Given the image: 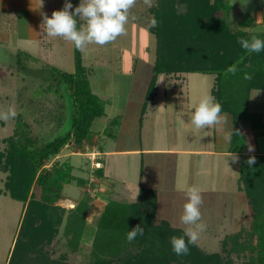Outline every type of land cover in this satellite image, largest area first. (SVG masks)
Masks as SVG:
<instances>
[{
    "label": "trees",
    "instance_id": "trees-1",
    "mask_svg": "<svg viewBox=\"0 0 264 264\" xmlns=\"http://www.w3.org/2000/svg\"><path fill=\"white\" fill-rule=\"evenodd\" d=\"M244 1L264 3V0ZM232 2L155 0L149 9L156 20V26L149 28L156 38V47L147 99L153 93L159 75L209 74L215 77L212 95L222 109L227 110L228 107L236 121H251L255 117L246 112V97L252 89L264 90V51L249 53L238 41L241 38L251 40L253 36L264 40V32L250 31L255 20L248 14L233 28L232 21L237 20L239 13ZM70 3L74 9L79 0H70ZM20 55L24 60L36 61L26 53L18 52L17 56ZM73 63V73L45 66L49 72L43 73L45 83L48 82L45 89L42 84L38 87L43 93L55 89L53 92L58 99L62 97L59 96V89L62 86L66 88L70 100L67 129L52 139L48 137L54 132L46 137H36L32 135L23 114L19 113L11 136L4 140L6 147L0 151V172L7 174L3 193L24 207L6 264L48 262L50 248L62 223L65 225L63 233L67 237L65 244L70 250L77 249L83 236L91 235L93 264H232L231 255L246 258L247 264H264V157H257L251 167L241 168L240 182L251 213L250 225L248 229L241 228L236 233L226 235L220 241V251L217 253H206L196 244H190L187 255H176L172 251L170 238L183 236L184 233L155 220L154 198L142 194L140 197L145 198L143 206L146 203L145 208L142 206L144 209L135 203L107 202L94 220L95 229L90 228L89 232L86 213L91 201L86 196L66 212L63 221L65 210L55 205L62 196L63 186L73 181L83 185V181L71 175L67 162L55 163L50 168L44 166L68 143L82 150L93 122L104 116V103L91 92L86 69L80 64L79 50L76 48ZM232 65L238 69L235 75L227 73ZM245 74L251 78L245 79ZM237 79L242 89L233 91L231 87ZM239 109L242 111L238 112ZM64 115L59 113L53 118H56L57 130L63 123ZM117 125V118L111 120L103 131L104 135L113 137ZM35 187L40 190L38 197L33 192ZM144 210L149 214L146 215ZM138 224L142 225L143 234L128 242L127 232Z\"/></svg>",
    "mask_w": 264,
    "mask_h": 264
},
{
    "label": "crops",
    "instance_id": "crops-1",
    "mask_svg": "<svg viewBox=\"0 0 264 264\" xmlns=\"http://www.w3.org/2000/svg\"><path fill=\"white\" fill-rule=\"evenodd\" d=\"M233 2H235L234 9L239 13L235 26L237 22L245 19V14H248L255 20L250 31L255 30L254 27L259 24L257 20L263 21L260 6L252 3L256 8L253 10L250 6L251 1L233 0ZM45 5L49 6L48 2L33 0L24 7L46 12L42 9ZM42 31L37 35L40 41V43L37 41L38 50L44 48L47 36L45 30ZM252 32H264V30ZM130 33L132 35L131 49H124L122 45L117 46L119 50L111 44L108 47L110 55L106 60L96 56L95 59H88L85 62V56L81 52L82 67L89 68L90 72L97 70L106 73L91 75L87 72L86 74L91 92L104 103V116L94 121H100L95 129L93 122L91 133L80 151L81 155H85L86 162H83L81 167L78 166L80 164L78 159H71L72 162H68L71 175L83 181V185H75L72 182V190L68 188L71 184L63 186L59 202L65 201L71 208H65L61 204L57 206L65 211L72 209V199L63 193L74 192L75 187L81 193L84 191L83 194L90 199L88 210L93 209L99 215L107 202L116 200L111 198L112 196L121 200L124 193L135 191L137 193L135 197L142 194L154 198L157 221L167 223L171 228L184 232L187 226L181 223L180 216L187 199L186 189L196 186L202 194L201 219L198 223L209 228L208 231H204L220 233L222 230L229 229V223L232 224L230 230H233L235 226L240 230L242 216L250 212L240 182L241 168L249 167L245 163L246 157H264V104L262 103L264 90L252 89V93L250 90L247 94L245 109L250 110L247 113L256 115L251 118L252 120L250 119L251 121L234 120L228 107L225 106L227 110L223 108L221 115L226 118V123L221 128L213 127L197 131L190 122L191 115L203 96L209 94L213 96L214 75L201 73L159 75L154 91L147 99L155 60V46L146 45L149 38L142 30ZM137 35L139 40L135 42ZM21 52L31 56L29 52ZM72 56L71 52V58ZM73 72L74 69L67 73ZM98 78H100L99 82L94 83V80ZM125 81H128V84ZM256 94L263 100L261 98L258 100L259 96L254 97ZM239 111L241 112L242 109ZM257 115L261 116L257 117ZM242 117H245V114H242ZM116 118L118 125L113 137L104 135L105 128L111 120ZM127 118H131L132 122L126 123ZM226 133L231 134L230 141L224 140ZM121 136L125 142L132 141L131 146L118 148L117 143L121 140ZM248 143L254 146L253 152L247 150ZM93 153L97 154L96 162L101 164L99 169H93L90 166L87 157ZM231 154L239 157L238 162L231 161ZM75 156L73 157L76 158ZM79 171L85 175L81 177L75 175ZM90 173L95 178L94 184L87 178ZM123 173L130 174L131 178L122 177ZM119 186L124 193L119 192ZM87 188L93 194L89 195V192H86ZM213 200H216L215 204L211 203ZM206 204H210V207L205 208ZM202 215H214V218H209L207 221L202 218ZM227 215H230L229 222H227ZM214 219L219 229L209 226ZM229 233L232 232L228 231L224 233V236ZM212 235L215 239V234ZM10 251L6 260L9 258Z\"/></svg>",
    "mask_w": 264,
    "mask_h": 264
},
{
    "label": "rangeland",
    "instance_id": "rangeland-1",
    "mask_svg": "<svg viewBox=\"0 0 264 264\" xmlns=\"http://www.w3.org/2000/svg\"><path fill=\"white\" fill-rule=\"evenodd\" d=\"M33 0H0V114L5 113L8 111L9 108H13L17 114H23V119L28 124L30 131L33 136H48L49 133L54 134L49 139H52L56 135L62 134L63 131H65L68 127V120H69V113H70V100L67 96L66 88L61 87L59 89V96H62L61 98H57V95L54 94L55 92H41L39 91L38 87L40 84L42 86H46L45 83V71L49 72L45 66L49 64V66H53L63 72H71L74 69V64L72 63L73 56L71 58V52L74 54L75 46L71 42H67L59 37H49L46 36V40L44 41L45 45L44 48H41L38 50V34H41L43 29L45 30V25H43V16L47 15L48 17H51V14L54 11L62 10L64 7L65 0H44V2H48L49 6L45 5L42 7L43 10H32L28 7H24V5H28L29 2ZM70 2V0H69ZM250 2V1H246ZM80 3V0H79ZM252 3H255L257 6H260L261 8V16L263 17V21L257 20V24L254 28L255 30H264V3L251 1L250 4L251 8L254 10L256 9ZM155 4V0L154 3ZM235 4V2H232V5ZM79 5V4H78ZM52 6V7H51ZM253 6V7H252ZM151 7L145 5L143 3V0H137L136 6L131 9L130 16H129V22L126 25V34L118 37L114 42L108 43L104 46H98V45H89L85 52H83L85 56V62L88 61V59H92L97 56L101 59H107L109 54L108 47L111 46H122L124 49H131V33L135 31H143L147 34L149 41L146 43L148 47L153 46L156 47V38L155 36L150 33L149 28L151 27L149 24V20L152 19V15L149 12V9ZM37 9V8H36ZM52 9V10H51ZM71 11V10H70ZM249 11H251L249 9ZM77 19V25L78 28L83 24V21L80 20V18ZM261 22V23H260ZM233 28L235 27V21H232ZM254 24L252 25V27ZM252 29V31H255ZM46 34V31H45ZM37 37V38H36ZM42 37V36H41ZM138 35L135 36L134 39L135 42H138ZM133 42V41H132ZM40 43V41H39ZM121 43V44H120ZM129 45V46H128ZM106 46V47H105ZM137 46H139V43H137ZM113 48V47H112ZM119 50L120 48L117 47ZM154 48V47H153ZM25 51L31 53V56L36 59L35 62L24 60L23 57L17 56L18 52ZM79 56L81 60V51L79 50ZM111 57V56H110ZM70 58V59H69ZM17 60L19 62H17ZM71 60V61H70ZM72 68V69H71ZM92 68V67H91ZM71 70V71H70ZM91 73H100L101 75L106 74L105 71H97L94 70L93 72L88 71ZM152 77V75H151ZM241 79V77H239ZM98 78L97 80H94L95 82H99ZM118 81L120 78H117ZM128 81L129 79L126 78ZM128 81H125V83L128 84ZM241 83L237 79V82L231 87L233 91L235 89L239 90L241 88ZM242 89V88H241ZM230 91V90H229ZM38 92V93H36ZM252 93V90L250 91ZM259 96L257 98L258 100L261 98L260 95H255L254 97ZM262 99V98H261ZM263 100V99H262ZM264 104V101L262 102ZM245 105L242 101V106ZM252 106V104H251ZM251 110H253L251 108ZM250 111V110H249ZM246 111V112H249ZM132 112V111H129ZM59 113L66 114L64 115V120L62 125L58 127V130L55 128L56 124V115ZM15 116V118H16ZM256 116V115H255ZM261 115H257L259 117ZM15 118H11L8 120L0 119V151H2L6 144L4 140L11 136L13 132V128L15 126ZM252 120V119H251ZM126 123H131L132 119L127 118L125 120ZM100 123V121L94 122L93 127L96 128V125ZM56 129V130H55ZM132 141L126 140L124 141L123 137L121 136V140L118 141L117 147H126L131 146ZM81 150L76 149L72 143H68L63 150L54 157L49 163H47L44 168H50L51 165L58 163L62 164L64 162H72L74 159H78L79 163L78 166L80 167L83 165V162H86L85 155H81ZM80 153V154H79ZM76 155L74 158L73 156ZM90 156V155H89ZM96 156L97 155H91ZM56 158V159H55ZM90 161V166L92 167V159L91 157H87ZM55 159V160H54ZM82 164V165H81ZM92 169V168H91ZM129 171L128 169H126ZM127 173V172H126ZM5 173L0 172V190L2 193H0V264H6L7 263V256L10 251L11 245H13L14 240L16 238L19 223L22 217L23 213V205L20 202H17L15 200H12L7 194L3 193V184L6 178ZM75 175H79L80 177L85 174L81 173V171L76 172ZM124 178H131L130 174H121ZM92 184L95 182V178L91 176V173L87 177ZM75 185H78L76 181H73ZM78 187V186H77ZM69 189L72 190L73 185L71 184ZM87 188L86 192H89L88 194H93L90 192ZM95 189V188H94ZM120 193H124L121 190V187H118ZM130 189V188H129ZM97 190V189H95ZM33 192L36 194L35 196L38 197L39 195V188H33ZM126 192V191H125ZM79 191V189H75L74 192L72 191H65L63 194H66L70 197L72 206L74 207L80 200L85 199L88 197ZM135 191H129L127 193H124L123 198H120L121 200H118L119 198H114L113 196L111 198L116 199L115 201L124 203V204H130L135 203L137 206L140 204L141 208L143 206V202L145 201L144 197L136 196L135 199ZM62 197V196H61ZM58 200L55 205L61 204V206L69 207L67 202H59ZM76 201V202H75ZM216 200L211 201V203L214 202L215 204ZM75 202V204H74ZM146 204V203H145ZM144 204V208H145ZM72 207V208H73ZM204 207V206H203ZM210 204H206L205 208H209ZM71 208V207H69ZM68 208V209H69ZM142 208V209H144ZM148 211V209H146ZM67 211V210H66ZM66 211L63 215V221L66 218ZM145 211V210H144ZM232 211V209H231ZM143 212V211H142ZM141 212V213H142ZM146 213V211H145ZM149 213H146V215ZM97 212L93 209L88 210L87 213V231L89 232L90 228L95 229V223L94 218L97 216ZM145 216V215H144ZM220 217V216H219ZM155 218V216H154ZM202 218L206 219L207 221L209 218H214V215H202ZM243 218V219H242ZM240 220V226L241 228L248 229L250 222H251V213L245 214L242 216ZM156 220V218H155ZM230 220V215H227V222ZM215 219L210 222V227L215 229H219V226L214 223ZM228 224V223H227ZM230 226H232L231 223H229ZM225 226V225H223ZM222 226V228H224ZM229 226V229L222 230L220 233L219 231L214 232H205L204 230L208 231V226L204 227V230L200 232L199 239L196 242L198 248L203 250L206 253H217L220 251V241L226 236H224V233L231 231L233 234L238 232L239 227L235 226L233 230H230L232 227ZM64 223L61 224V226L58 229L57 235L55 237V241L53 242V245L50 248V256L48 262L45 264H59L60 262H63L65 264H93V259L91 258V249H92V237L91 235L83 236L81 238V241L78 244V247L76 250H70L66 246L67 237L64 235ZM94 232V230H93ZM183 232V231H182ZM184 233V232H183ZM215 234V239L213 238V235ZM222 236H224L222 238ZM70 238V236L68 237ZM219 238V240H218ZM222 238V239H221ZM221 239V240H220ZM248 257V253L246 254ZM233 259L232 264H247V259L244 257H237L236 255H231ZM29 264V261H27Z\"/></svg>",
    "mask_w": 264,
    "mask_h": 264
},
{
    "label": "clouds",
    "instance_id": "clouds-1",
    "mask_svg": "<svg viewBox=\"0 0 264 264\" xmlns=\"http://www.w3.org/2000/svg\"><path fill=\"white\" fill-rule=\"evenodd\" d=\"M136 3L137 0H80L79 5L73 9L69 0H65L62 10L53 11L51 17L43 16L42 24L45 25L47 36L62 38L71 42L76 49L85 52L89 45L104 46L125 35L131 9L136 6ZM143 3L151 7L154 0H143ZM76 18L83 21L79 28ZM149 24L155 27L156 20L150 19ZM238 43L249 53L264 51V40L255 36L251 40L241 38ZM237 70L236 65H232L228 67L227 73L235 75ZM250 78L248 74H245V79ZM221 111V105L216 102L215 98L210 94L205 95L194 107L190 122L197 131L213 127L219 129L226 123V118L221 115ZM15 116V110L9 108L7 112L0 114V119L8 120L15 118ZM223 138L225 141H230L231 134L226 133ZM247 150L253 152L254 146L248 143ZM238 160L237 155L231 154L233 163L238 162ZM255 161V156H249L245 163L251 167ZM186 197L183 213L180 216L181 223L187 226L184 235L170 238L172 251L178 256L189 253V245L196 244L200 232L205 227L198 223L201 219L200 205L202 204L200 189L196 186L188 187ZM143 231L142 225H136L127 232L126 240L132 242L137 235H142Z\"/></svg>",
    "mask_w": 264,
    "mask_h": 264
},
{
    "label": "built area",
    "instance_id": "built-area-1",
    "mask_svg": "<svg viewBox=\"0 0 264 264\" xmlns=\"http://www.w3.org/2000/svg\"><path fill=\"white\" fill-rule=\"evenodd\" d=\"M91 155H97V154L93 153V154H90V156H88V157H91V159H92L91 163H92L93 169L94 168L95 169H99L101 167V164L99 162H96V159H97L96 156L94 157V156H91Z\"/></svg>",
    "mask_w": 264,
    "mask_h": 264
}]
</instances>
